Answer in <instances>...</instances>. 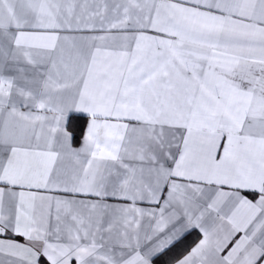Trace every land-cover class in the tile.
<instances>
[{"label":"snow or ice","instance_id":"snow-or-ice-1","mask_svg":"<svg viewBox=\"0 0 264 264\" xmlns=\"http://www.w3.org/2000/svg\"><path fill=\"white\" fill-rule=\"evenodd\" d=\"M0 264H264V0H0Z\"/></svg>","mask_w":264,"mask_h":264}]
</instances>
